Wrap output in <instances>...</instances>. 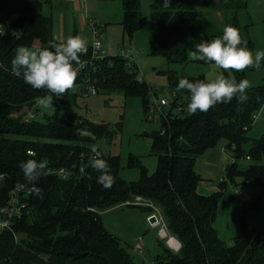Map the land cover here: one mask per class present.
Masks as SVG:
<instances>
[{"label":"trees","instance_id":"obj_1","mask_svg":"<svg viewBox=\"0 0 264 264\" xmlns=\"http://www.w3.org/2000/svg\"><path fill=\"white\" fill-rule=\"evenodd\" d=\"M13 2L0 0V175H6V180L0 182V206L18 183H28L19 167L21 161L47 160L49 168H67L74 174L66 180L49 174L36 182L43 195L40 198L32 194L27 201L30 213L17 223L19 242L12 234H0V264H136L128 248L107 231L103 215L119 206L154 211L151 206L132 205L138 198L163 212L171 235L182 244L179 253L163 248L155 264H264V234L251 229L245 218L233 246L220 239L214 224L223 193L200 194L198 187L203 179L196 171L198 159L220 143L238 159L245 155L243 145L249 140L253 116L264 105V87L248 89L249 99L242 104L233 99L206 113L183 116L182 111L169 115L162 131L152 135L158 169L153 176L143 170L139 182H125L120 177V158L103 155L99 149L115 177V183L104 188L97 182L100 173L91 165L88 177L81 175L80 168L85 165L82 156L92 154L84 144L109 136L110 127L78 118L72 109L76 95L67 94L64 105L47 116L45 122H25L24 110L37 108L35 98L48 93L13 75L10 62L19 46L47 47L56 40L55 24L44 15L42 0H29L22 10L15 8ZM123 4L122 24L132 36L146 25L141 4L139 0H123ZM150 7L151 24L160 29L154 54L171 64L187 63L196 44L223 33L219 29L208 33L204 28L209 0H170L168 7H164V0H151ZM247 8L246 0H229L225 20L252 44L245 37L251 26L244 13ZM91 56L89 47L81 59L87 61ZM234 74L237 82L246 79L245 71ZM85 77L80 74L76 83L82 85ZM91 77L96 79L98 88L120 91L127 97H143L148 108L149 86L138 78V70L126 59L100 62ZM29 151L35 156L29 157ZM246 157L252 161L246 176L253 184L264 185V137L253 141ZM240 174L236 164L229 170L232 180Z\"/></svg>","mask_w":264,"mask_h":264},{"label":"rangeland","instance_id":"obj_2","mask_svg":"<svg viewBox=\"0 0 264 264\" xmlns=\"http://www.w3.org/2000/svg\"><path fill=\"white\" fill-rule=\"evenodd\" d=\"M141 4L142 20L146 23L143 29L132 36L127 34L123 27L124 4L123 0H80L81 13L101 28L104 37L103 46L107 56L112 58H125L128 64L134 65L138 70V78L147 83L150 89L159 96V101L165 99L168 106L164 107L167 115H178L186 111L189 94L185 91L176 92V82L184 77H204L214 79L217 74L235 78L234 72H223L214 64H200L189 60L184 64H171L163 56L154 54L160 39V29L151 24V0H139ZM229 0H209L210 10L203 18V25L208 33L223 30L226 25V6ZM248 8L244 13L249 17L251 24L246 39L247 47L253 52L264 50V0H246ZM17 2V3H16ZM29 0H14L15 8L21 9ZM43 13L53 19L59 30L58 40L72 35L73 11H67V21L62 20L65 12L59 7H53L47 0H42ZM76 21L78 22V18ZM89 30V28H87ZM83 36V35H82ZM63 37V38H64ZM252 88L264 87V62L259 70L249 68L246 71ZM81 85L66 92L63 97L54 98V105L48 109L37 106L36 121L45 122L47 116L55 114L57 108L65 103L67 94L76 95L73 99L72 109L78 118L87 119L93 124H105L110 127L109 136L96 139L92 143L84 144L86 147L96 145L103 155L118 156L120 158V177L127 183L139 182L143 170L153 176L158 169V158L152 152V135L162 131L164 119L160 121L151 119L150 97H127L120 91H111L99 87V93L85 97L80 92ZM28 115L29 110H24ZM259 118L248 131V142L243 145L245 155L238 159L233 151L220 143L201 156L196 164V171L202 176L198 191L204 196L222 192L219 214L215 221V229L221 240L233 246L240 233L242 221L246 220L249 227L259 234H264V185H255L246 176L252 161L247 159L253 141L264 137V112H258ZM237 165L241 173L232 180L229 170ZM249 181V184H246ZM223 184V185H222ZM241 192L237 198L235 191ZM138 200L132 201V205ZM154 209V208H153ZM163 218L160 209H154ZM153 211L152 213H154ZM146 209L139 207L119 206L110 208L103 215L104 226L107 231L118 238L120 244L131 252L136 264H155L157 257L166 248V239H162L160 231L162 226H152ZM165 220V219H164ZM171 235V233L169 232ZM19 239L16 240L19 242ZM143 239L146 247L142 252L134 250L135 244Z\"/></svg>","mask_w":264,"mask_h":264},{"label":"clouds","instance_id":"obj_3","mask_svg":"<svg viewBox=\"0 0 264 264\" xmlns=\"http://www.w3.org/2000/svg\"><path fill=\"white\" fill-rule=\"evenodd\" d=\"M168 6L170 0H164V7ZM88 48L89 40L82 35L53 40L47 47L19 46L10 62L11 73L34 89L47 90L48 94L36 97L35 103L39 108L48 109L54 105V97H63L75 87L80 69L84 66L81 57L88 53ZM190 58L214 64L223 72H244L249 68L260 69L264 62V50H250L239 29L227 25L222 35L196 44ZM251 87L248 79L237 82L235 78L217 74L214 79L192 81L180 78L176 92L184 90L189 93L186 111L195 115L198 112L206 113L217 104L230 103L233 99L242 104L249 99L247 90ZM260 111L264 112V105H261ZM256 118H259V113ZM90 152L91 167L100 173L97 182L104 188H110L115 183L110 165L102 158L96 145L90 146ZM28 156L33 157L35 153L29 151ZM19 167L24 179L32 185V193L42 198V190L36 186V182L50 174L48 161L30 158L21 161ZM59 172L64 174L65 170L60 169ZM16 187L23 189L26 185L18 183Z\"/></svg>","mask_w":264,"mask_h":264},{"label":"built area","instance_id":"obj_4","mask_svg":"<svg viewBox=\"0 0 264 264\" xmlns=\"http://www.w3.org/2000/svg\"><path fill=\"white\" fill-rule=\"evenodd\" d=\"M90 31H91V49H92V56L90 60L84 61V66L80 69V74H85V83L81 85V94H83L85 97L90 98L93 95H96L99 93V88L97 87L96 79H92L91 74H94L95 71L99 68V63L104 62L105 60L110 58L107 56V53L103 46V39L104 37L101 34V28L98 27L96 24L90 22ZM125 59V58H124ZM1 66V63H0ZM148 97H150V111L153 117L151 119L156 120L157 122L160 121V118H163L164 120H167L169 118V115H167L164 111V107L168 106V102L165 99H161L159 101V96L156 94V92L149 88ZM36 112L35 109L29 110L28 115L25 117V122L30 123L34 119H36ZM258 118H256V114L253 116V123L256 122ZM2 124V119L0 118V125ZM83 135H88L87 132H83ZM91 155L87 157L86 155L82 156V159L85 161V165L80 168L81 175L88 177L90 174L88 173L89 166L91 165L90 159ZM250 160V158H247ZM60 169H64L65 173L61 174L59 172ZM75 169V167H74ZM73 169V170H74ZM83 169V171H81ZM51 175H57L60 178L66 180L70 178L74 172H72L70 169L67 168H59V169H53L49 168ZM6 180V175H0V182H3ZM249 181H246V184H249ZM23 189H18L17 187L13 188L9 192V197L5 204L0 206V234H12L16 240H18L19 236L17 234V223L19 220H21L26 214H29V209L27 205V201L32 196V185L29 184V182ZM241 192L239 190L235 191V196L238 198L240 196ZM134 203V205H144V206H151L154 209L155 208L152 204L146 203L141 198L137 199ZM130 204V203H129ZM155 211V210H154ZM152 218H156V222L152 226H162L163 228L160 231V236L162 239H166V246L173 252L179 253L182 249V244L179 240H177L174 236L169 234L168 226L164 220V218L155 211L151 216L149 217V221H151ZM174 241V242H173ZM146 247V244L143 239H140L134 247L135 251L142 252Z\"/></svg>","mask_w":264,"mask_h":264},{"label":"crops","instance_id":"obj_5","mask_svg":"<svg viewBox=\"0 0 264 264\" xmlns=\"http://www.w3.org/2000/svg\"><path fill=\"white\" fill-rule=\"evenodd\" d=\"M48 2H50L52 4V8L53 7H59L61 9V11L65 12V16H61V23H64L62 20L64 19L65 21H67V11L71 10L73 11V17H72V35H83L84 37H86L89 40V47L91 48V43H92V38H91V31H90V22L93 23V21H91L90 19H88V17L84 16L83 14H79L76 15L77 12L81 13L82 8H81V2L80 0H49ZM77 11V12H76ZM78 18V22L76 21V18ZM87 28H89V30H87ZM55 38L58 41V35H59V30L57 28V26L55 25ZM63 34L62 39L66 38L64 37V33L63 31L61 32ZM64 37V38H63Z\"/></svg>","mask_w":264,"mask_h":264},{"label":"water","instance_id":"obj_6","mask_svg":"<svg viewBox=\"0 0 264 264\" xmlns=\"http://www.w3.org/2000/svg\"><path fill=\"white\" fill-rule=\"evenodd\" d=\"M155 222H156V218H152L150 221L151 224H154Z\"/></svg>","mask_w":264,"mask_h":264},{"label":"bare ground","instance_id":"obj_7","mask_svg":"<svg viewBox=\"0 0 264 264\" xmlns=\"http://www.w3.org/2000/svg\"><path fill=\"white\" fill-rule=\"evenodd\" d=\"M174 242V241H173Z\"/></svg>","mask_w":264,"mask_h":264}]
</instances>
